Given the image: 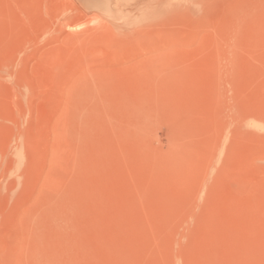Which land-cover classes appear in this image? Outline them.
Wrapping results in <instances>:
<instances>
[{
  "label": "rangeland",
  "instance_id": "374dc122",
  "mask_svg": "<svg viewBox=\"0 0 264 264\" xmlns=\"http://www.w3.org/2000/svg\"><path fill=\"white\" fill-rule=\"evenodd\" d=\"M137 1L0 0V264H264V0Z\"/></svg>",
  "mask_w": 264,
  "mask_h": 264
},
{
  "label": "bare ground",
  "instance_id": "6f19581e",
  "mask_svg": "<svg viewBox=\"0 0 264 264\" xmlns=\"http://www.w3.org/2000/svg\"><path fill=\"white\" fill-rule=\"evenodd\" d=\"M80 1V3L82 4V5H84V6H86V7H88V8H90V7H97V6H100L101 8V10H103L105 13H109V12H111V11H113V10H115V9H117V8H115V6H116V4H118L117 2H119V0H79ZM137 1V0H136ZM140 1L141 0H139V1H137V2H139V5H140ZM147 1V0H146ZM145 0L143 1V3L144 2H146ZM181 0H179V2H180ZM120 2H121V0H120ZM134 2L135 1H132V4L131 5H135L134 4ZM177 2V1H176ZM193 2V1H192ZM191 2V0H185L184 1V3L181 5V6H179L178 7V11H179V9H181V11H180V15H179V17H188V16H190V11H189V6H191V4L193 5V3ZM196 2V1H195ZM194 2V3H195ZM190 3V4H189ZM138 4V3H137ZM147 4V3H146ZM148 6H149V8L147 7V11H149V13L150 12H154L153 10H155V11H158L157 13L159 14V15H161V20L160 21H163V22H173L174 21V17H173V10H175L176 8H175V6H173V0H165L162 4L160 3V0H148ZM179 4V3H178ZM180 4H181V2H180ZM198 4H200V2L198 3ZM195 6H196V4H194ZM193 5V6H194ZM193 6H191V7H193ZM75 7H76V9H79L78 8V6H76L75 5ZM131 7V6H130ZM134 7V6H133ZM135 7H136V5H135ZM134 7V8H135ZM196 7H198V6H196ZM200 7H202V6H200ZM143 8V7H142ZM194 8V7H193ZM119 9V8H118ZM137 9V8H136ZM145 9V8H144ZM191 9V8H190ZM195 9V8H194ZM193 9V10H194ZM146 10V9H145ZM192 10V9H191ZM196 10H197V8H196ZM75 11V10H74ZM79 11H80V9H79ZM144 11V10H143ZM201 11V10H200ZM81 12V11H80ZM195 12V11H194ZM82 13V12H81ZM163 13H165L163 16H162V14ZM149 15V14H148ZM91 17V20H101V21H103L102 19H100V17L99 16H96V15H92V16H90ZM89 17V18H90ZM104 22V21H103ZM102 22V23H103ZM192 22V21H191ZM107 22H105V24H106ZM149 24H151V23H149ZM149 24H146V26L149 28L150 27V25ZM153 24V23H152ZM108 25V24H107ZM159 25V24H158ZM155 26H157V25H155ZM166 26V25H165ZM173 26V25H172ZM145 27V26H144ZM146 28V27H145ZM160 28V27H159ZM167 29V28H166ZM197 30V29H196ZM166 31H168V29L166 30ZM155 32H157L156 31V29H155ZM172 42V41H171Z\"/></svg>",
  "mask_w": 264,
  "mask_h": 264
}]
</instances>
